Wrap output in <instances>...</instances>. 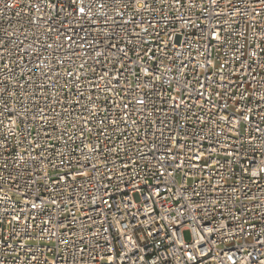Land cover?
<instances>
[{
	"label": "built area",
	"instance_id": "1",
	"mask_svg": "<svg viewBox=\"0 0 264 264\" xmlns=\"http://www.w3.org/2000/svg\"><path fill=\"white\" fill-rule=\"evenodd\" d=\"M0 264H264V0H0Z\"/></svg>",
	"mask_w": 264,
	"mask_h": 264
},
{
	"label": "rangeland",
	"instance_id": "2",
	"mask_svg": "<svg viewBox=\"0 0 264 264\" xmlns=\"http://www.w3.org/2000/svg\"><path fill=\"white\" fill-rule=\"evenodd\" d=\"M184 238H185L186 240H190V238H191V232H190V231H185V232H184Z\"/></svg>",
	"mask_w": 264,
	"mask_h": 264
}]
</instances>
